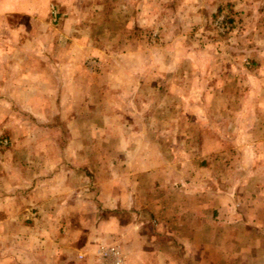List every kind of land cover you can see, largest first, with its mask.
<instances>
[{
  "label": "rangeland",
  "instance_id": "1",
  "mask_svg": "<svg viewBox=\"0 0 264 264\" xmlns=\"http://www.w3.org/2000/svg\"><path fill=\"white\" fill-rule=\"evenodd\" d=\"M263 1L0 0V264H100L97 247L117 245L77 232L103 216L93 184L112 178L120 148L188 167L227 130L218 141L239 160L241 124L223 122L247 114ZM77 185L83 221L50 217Z\"/></svg>",
  "mask_w": 264,
  "mask_h": 264
},
{
  "label": "crops",
  "instance_id": "2",
  "mask_svg": "<svg viewBox=\"0 0 264 264\" xmlns=\"http://www.w3.org/2000/svg\"><path fill=\"white\" fill-rule=\"evenodd\" d=\"M259 40V47L249 50L260 57L257 81L241 82L247 114L227 115L223 122L241 124L243 142L235 149L240 159L218 141L233 138L227 130L215 131V141L188 167L153 169L142 150L118 149L115 174L93 184L103 216L97 212L90 231L77 232L82 242L117 245L124 264H264V35ZM213 135L210 130L205 138ZM234 164L244 172L240 179L230 176ZM180 167L191 171L187 179L182 172L174 177ZM60 188L70 190L64 183ZM76 188L65 208L49 205L50 217L56 212L83 221L90 194Z\"/></svg>",
  "mask_w": 264,
  "mask_h": 264
},
{
  "label": "built area",
  "instance_id": "3",
  "mask_svg": "<svg viewBox=\"0 0 264 264\" xmlns=\"http://www.w3.org/2000/svg\"><path fill=\"white\" fill-rule=\"evenodd\" d=\"M97 261L100 264H123V256L117 246H98L95 250Z\"/></svg>",
  "mask_w": 264,
  "mask_h": 264
}]
</instances>
